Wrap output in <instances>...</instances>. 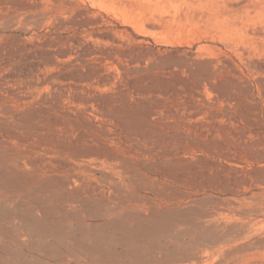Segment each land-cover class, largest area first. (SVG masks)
Listing matches in <instances>:
<instances>
[{
    "label": "rangeland",
    "instance_id": "1",
    "mask_svg": "<svg viewBox=\"0 0 264 264\" xmlns=\"http://www.w3.org/2000/svg\"><path fill=\"white\" fill-rule=\"evenodd\" d=\"M214 1L0 0V264H264V217L204 232L264 189L250 74L192 67Z\"/></svg>",
    "mask_w": 264,
    "mask_h": 264
},
{
    "label": "bare ground",
    "instance_id": "2",
    "mask_svg": "<svg viewBox=\"0 0 264 264\" xmlns=\"http://www.w3.org/2000/svg\"><path fill=\"white\" fill-rule=\"evenodd\" d=\"M202 22L203 32L210 36L211 41L202 45L200 51H209L206 54L208 60L205 65L193 62L192 67L197 64L199 67L209 68L212 73L213 70L215 73L231 72L229 58L235 66V72L242 68L247 70L251 76L247 85L256 87L264 101V0H215L203 10ZM233 200H229L228 203L224 200L223 208L227 209L228 213L222 215L220 219L217 217L218 214L220 216L222 214L219 211L207 214L204 218L206 223L204 232L209 242L217 244L225 241L226 231L238 228L252 231L255 228L253 219L249 217H264V189L240 197L237 203ZM228 222H232V227H228ZM204 254L193 252L191 256L197 262V259H206ZM220 256L221 254H218L217 259Z\"/></svg>",
    "mask_w": 264,
    "mask_h": 264
}]
</instances>
